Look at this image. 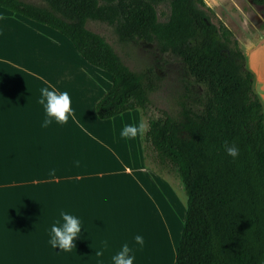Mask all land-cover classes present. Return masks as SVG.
Listing matches in <instances>:
<instances>
[{
    "label": "crops",
    "instance_id": "0c3cea01",
    "mask_svg": "<svg viewBox=\"0 0 264 264\" xmlns=\"http://www.w3.org/2000/svg\"><path fill=\"white\" fill-rule=\"evenodd\" d=\"M49 85L69 92L75 120L41 127L38 99ZM111 85L66 36L0 6V264H112L124 243L135 264H174L185 197L147 163L143 137H120L125 124H146L140 111L98 117ZM254 90L263 102L264 82ZM61 210L91 236L82 229L72 252L48 243Z\"/></svg>",
    "mask_w": 264,
    "mask_h": 264
},
{
    "label": "trees",
    "instance_id": "16d2710c",
    "mask_svg": "<svg viewBox=\"0 0 264 264\" xmlns=\"http://www.w3.org/2000/svg\"><path fill=\"white\" fill-rule=\"evenodd\" d=\"M0 0V6L66 36L112 85L99 118L140 109L146 157L180 178L186 216L174 264H264V105L233 31L216 24L205 0ZM168 8L161 19L158 8ZM90 20L111 26L121 43L145 40L172 53L191 80L172 113L153 105L160 77L125 63ZM236 142V159L224 151Z\"/></svg>",
    "mask_w": 264,
    "mask_h": 264
},
{
    "label": "rangeland",
    "instance_id": "374dc122",
    "mask_svg": "<svg viewBox=\"0 0 264 264\" xmlns=\"http://www.w3.org/2000/svg\"><path fill=\"white\" fill-rule=\"evenodd\" d=\"M25 1L45 5L43 0ZM205 2L213 14L214 22L227 25L237 37L246 56V67L255 73L254 81L256 88L259 89L260 82H264V41L260 43L261 40H258L259 35L264 34V0H205ZM158 11L160 18L163 19L168 8L161 5ZM87 26L102 34L131 68L141 70L152 67L160 77L159 88L151 95L153 105L172 113L178 111L177 101L185 92L186 86L191 83V77L178 57L172 53H161L154 43L145 40L121 43L113 28L106 23L90 20ZM137 110L141 112L140 109ZM145 122L148 124L147 119ZM147 163L158 170L152 155L147 157ZM158 171L173 181L180 194L185 197L186 206L187 195L180 178L167 171Z\"/></svg>",
    "mask_w": 264,
    "mask_h": 264
},
{
    "label": "clouds",
    "instance_id": "9594fccd",
    "mask_svg": "<svg viewBox=\"0 0 264 264\" xmlns=\"http://www.w3.org/2000/svg\"><path fill=\"white\" fill-rule=\"evenodd\" d=\"M38 103L42 106L44 117L41 122V127L46 128L54 122L59 125H64L69 120H75V110L73 108V101L68 91L57 90L52 86H45L40 89V97ZM146 131V124L141 119L133 124H125L119 131V135L124 139H133L136 137H143ZM225 153L236 159L240 156V147L236 142H225ZM60 218L51 225L48 233V243L52 249L56 250L59 247L61 252H72L76 249L75 241L82 238V229L87 231V226L82 219L68 211L61 210ZM91 237V236H90ZM135 244L143 247L144 237L140 234L134 236ZM103 254L101 249H95L97 257ZM136 255L132 247L128 243L122 244L120 250L112 257V264H135Z\"/></svg>",
    "mask_w": 264,
    "mask_h": 264
}]
</instances>
